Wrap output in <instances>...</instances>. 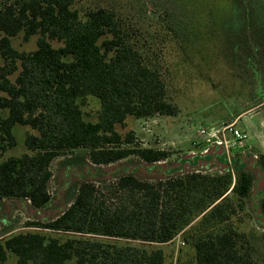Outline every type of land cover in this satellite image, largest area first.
Segmentation results:
<instances>
[{"label": "trees", "instance_id": "obj_1", "mask_svg": "<svg viewBox=\"0 0 264 264\" xmlns=\"http://www.w3.org/2000/svg\"><path fill=\"white\" fill-rule=\"evenodd\" d=\"M251 5L252 28L264 44V0ZM19 34L24 40L37 35V47H15ZM89 97L100 102L95 121L85 118ZM259 97L263 102L264 84ZM176 112L161 71L113 8L84 0H0V154L17 144V125L32 129L24 139L27 152L0 159V200L46 207L51 163L67 151L86 152L67 163L110 164L132 155L149 164L165 160L169 152L135 144L133 131L117 127L128 117ZM252 188L253 175L244 169L84 180L58 217L27 221L32 229L11 236L2 237L0 229V264L9 252L16 264H165L162 247L146 244L178 235L194 255L177 264H264V233L244 229L240 218Z\"/></svg>", "mask_w": 264, "mask_h": 264}, {"label": "rangeland", "instance_id": "obj_2", "mask_svg": "<svg viewBox=\"0 0 264 264\" xmlns=\"http://www.w3.org/2000/svg\"><path fill=\"white\" fill-rule=\"evenodd\" d=\"M251 1L84 0L89 6H106L117 11L134 40L141 44L146 56L161 71L168 96L177 108L174 115H156L149 119L128 117L124 126L118 125V131L123 134L133 131L135 144L165 150L170 156L151 164L135 155L101 165L87 158V167L76 171L78 167L70 166L66 160L76 157L81 161L86 152L62 153L51 163V200L46 207L38 210L24 199L0 200L2 237L32 229L26 226L27 221L61 215L71 200L72 193L68 196L66 188L73 183L79 184L84 180L99 183L126 173L156 180L171 173L193 170L201 159L197 160L195 156L211 150L214 142L197 136L200 127L222 128L235 122V128L245 132L246 137L232 148L231 156L248 150L264 152V102L259 104V90L264 84V44L252 28L254 9ZM246 39L252 45H246ZM13 44L20 50H33L37 47V35L24 40L19 34L13 37ZM53 44L58 45L57 42ZM257 48L260 51L256 52ZM83 109L85 118L95 121L100 102L89 97ZM31 131L29 126L17 125V144L1 153L0 159L27 152L24 139ZM227 136L235 139L229 131ZM202 158L206 165L203 169L200 166L203 172L221 174L226 171L225 161ZM263 195L264 176L258 178L252 198L245 212L240 214L243 228L252 229L259 236L264 233V214L259 204ZM98 237L122 244L130 241ZM146 245L162 247L165 264H177L179 260L190 259L194 255L193 248L184 243L180 235L169 243ZM16 261L17 256L9 252L5 264H16ZM69 264L79 263L71 260Z\"/></svg>", "mask_w": 264, "mask_h": 264}, {"label": "flooded vegetation", "instance_id": "obj_3", "mask_svg": "<svg viewBox=\"0 0 264 264\" xmlns=\"http://www.w3.org/2000/svg\"><path fill=\"white\" fill-rule=\"evenodd\" d=\"M263 102H261V103H263ZM218 143H219V140H215L214 142H212L213 146H212L211 150H206L205 153L201 154V155L200 154L196 155V156L194 155L195 157H197V160L200 159V157H201V159H200V161L197 164H195L193 166V170H191V171H185L184 170L182 172L179 171L177 173H171L168 176L177 175V174H183V173L193 172V171H201V172H203L202 170H200V166L203 169L206 165H205L204 160H203L202 157H205V158L211 159V160L214 158L216 161H219V160L220 161H225V165H226V167H225L226 171L225 172H227V171H229L231 169H234V170L235 169H244V170L250 172L253 175V188H252V194H251V198H252V195L254 193V187H255V184H256L258 178L264 176V152L259 151V150H256L255 152L254 151L252 152V151L248 150L247 152L246 151H241L237 155L233 154L232 156L228 157L224 147L221 144H218ZM227 157H228V159H227ZM68 164L70 166H77L78 169L75 168L76 171L77 170L78 171L79 170L83 171V169L85 167H87L85 165L86 163H68ZM207 168H210V166H207ZM259 175H261V176L258 177ZM77 184L73 183V184H71L70 186H68L66 188V194L68 196L71 194V192L73 191V189L75 188V186ZM28 202L30 203V201H28ZM263 202H264V195L259 200L260 207H261ZM34 208H36V207H34ZM263 214H264V212H263Z\"/></svg>", "mask_w": 264, "mask_h": 264}, {"label": "built area", "instance_id": "obj_4", "mask_svg": "<svg viewBox=\"0 0 264 264\" xmlns=\"http://www.w3.org/2000/svg\"><path fill=\"white\" fill-rule=\"evenodd\" d=\"M235 122H231L223 126L222 128L216 127H200L198 130L197 136L200 138H204L208 142L219 140L218 144L225 146V151L227 156H231L232 148L245 140L246 134L245 132H241L239 129L235 128ZM227 131L234 134L235 139H232L227 136ZM196 143V142H195Z\"/></svg>", "mask_w": 264, "mask_h": 264}]
</instances>
